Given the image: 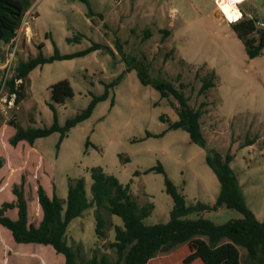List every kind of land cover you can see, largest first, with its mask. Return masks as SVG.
Wrapping results in <instances>:
<instances>
[{"label": "rangeland", "instance_id": "rangeland-1", "mask_svg": "<svg viewBox=\"0 0 264 264\" xmlns=\"http://www.w3.org/2000/svg\"><path fill=\"white\" fill-rule=\"evenodd\" d=\"M237 1H243L238 4L240 11L233 8L227 19L236 21L241 15L254 18L258 28L264 30V0ZM30 2L22 20L30 30V38L22 45L18 62L36 56L39 44L46 57L53 54L54 47L59 54H76L93 45L99 48L83 56L53 62L40 73L32 74L30 84L28 80L24 83V100L14 104L7 115L0 112L3 135L11 122L25 129L49 127L53 123V112L48 107L50 83L67 80L72 88L73 97L64 105L55 106L57 123L63 126L66 120L86 109L92 97L103 94L105 85L119 78L109 87L108 98L97 103L90 117L68 132L60 153L56 148L58 133L41 138L36 144L51 163L39 179L48 196L54 184L56 196L66 199L69 185L83 180L90 200V170L100 168L121 185L128 184L139 206L152 204L150 215L144 219L146 225L163 224L169 220L173 207L171 197L164 191V175L155 171L144 173L160 165L187 207L198 203L205 207L185 218H203L215 225L240 219L234 209L214 208L220 187L205 162V149L192 143L186 131L169 130L167 123L159 119L163 116L174 122L181 113L191 116L198 113L197 122L207 147L221 155L233 156L231 168L245 204L254 214L261 209L258 220L264 221V47L259 56L249 59L243 43L230 27L231 21L220 16L215 0ZM132 59L144 68L145 78L166 83L175 95L168 88L143 86L136 70H127L126 61ZM209 79L213 86L202 91V85ZM259 137L256 149L247 153L243 149L245 141L255 143ZM21 151L11 153L9 149L0 159L3 163L16 161ZM19 161L26 167L16 169L21 175L19 182L11 183L8 191L12 194L13 186L25 177L29 222L37 225L41 210L36 204L38 184L34 183L38 181L36 177L29 178L35 172L29 170L27 159ZM135 172L139 174L135 176ZM8 200L4 202H11ZM102 215L106 223L101 237L94 231V208L68 224L67 244L77 250L80 262L91 257L116 260L109 244L114 239L113 227L122 226V222L106 211ZM192 253L191 246L184 243L169 252L158 253L147 264H203L200 259L187 262ZM239 253L244 255L241 248ZM58 260L59 254L49 246H10L1 264H59Z\"/></svg>", "mask_w": 264, "mask_h": 264}, {"label": "trees", "instance_id": "trees-1", "mask_svg": "<svg viewBox=\"0 0 264 264\" xmlns=\"http://www.w3.org/2000/svg\"><path fill=\"white\" fill-rule=\"evenodd\" d=\"M30 7V0H0V55L3 53L2 48L8 45L15 36ZM237 20L230 19V27L243 43L247 57L254 59L260 55L264 47V30L258 28L257 20L254 18L242 16ZM254 34L258 36L255 37ZM98 48V45H93L87 51L76 54H59L54 47L53 54L46 57L42 54V45L39 44L36 56L17 62L13 75L8 81V92L14 95V104L18 105L24 100V83L27 82V76L33 69L55 61L83 56ZM135 62L134 59L126 61L127 70L135 69L137 78L143 86L150 85L157 90L168 88L175 95L166 83L145 78L142 72L144 68ZM117 80L105 85L103 94L92 97L86 109L66 120L63 126L57 123L55 106H62L73 97L72 88L67 80H60L50 85L51 102L48 107L53 112V123L49 127L25 129L18 123L11 122L15 132L9 138L8 143L13 147L20 141H26L32 145L37 139L58 133L59 138L56 144L58 149L68 132L88 119L97 103L108 98L109 87L115 85ZM212 86V81L209 79L204 82L201 90L206 91ZM110 105L113 106V99ZM198 117V113L195 116H191L190 113L186 115L181 113L179 119L174 122L163 116L159 119L167 123L169 130L186 131L192 143L205 149V162L215 174L220 187L214 208L234 209L241 215L240 219L229 221L224 225H215L203 218H185L195 210L202 211L205 207L199 203L195 207H187L184 197L166 177L162 167L158 165L144 173L155 171L164 175V191L173 201L169 220L166 223L146 225L144 219L150 215L152 204L139 206L131 196L128 184L121 185L116 178L105 174L100 168H92L90 170L92 181L90 200L86 197L83 180H77L73 185H69L65 200L59 199L55 194L48 197L43 187L40 184L37 185V202L42 217L36 226L28 222L27 203L24 197L25 177L22 176L20 183L12 188L15 200L4 202L0 206V226L11 233L13 241L17 244L50 246L56 254L63 255V264H147L158 253L169 252L184 243H188L193 249L187 262L200 259L203 264H242L243 260L244 264H264V221H259L245 204L238 180L231 168L233 156L230 153L221 155L207 147V142L197 122ZM253 143V140H247L244 147ZM2 165L3 161L0 159V168ZM138 174L139 172L134 173L135 176ZM90 208H94L96 221L94 231L99 237L104 235L103 228L106 223L102 211L120 218L122 222V226L113 227L114 239L109 244L116 254V260L113 262H109L105 257H91L87 261L80 262L77 250H73L67 244L68 224ZM11 209L17 211L15 220L6 215V212ZM239 248L244 251L243 256L239 253Z\"/></svg>", "mask_w": 264, "mask_h": 264}, {"label": "crops", "instance_id": "crops-1", "mask_svg": "<svg viewBox=\"0 0 264 264\" xmlns=\"http://www.w3.org/2000/svg\"><path fill=\"white\" fill-rule=\"evenodd\" d=\"M55 62H60V61H55ZM46 65H49V64L38 66L28 74L27 79L29 81V84H30V80H31L30 76L34 73H37V71L40 73ZM52 84L53 83H50L48 85V87ZM4 131H8L6 135H3L1 133V130H0V157L3 158V156L5 155V152L8 153L9 149H10L11 153H14V151L18 150V149H21L22 151L18 155V159H16V161H14V160H9V161L7 160L6 161L5 160L2 167L0 168V206H1L2 202L6 201L8 199H9L8 201H11V202H13L15 200L14 195L11 194L10 191H8V190L11 186V183H18L19 182V178L21 175H18L19 172H16V169L21 168V167L22 168L26 167V166L23 167L21 165L23 163V161L21 163L19 161L20 159L22 160L25 157L27 159V165H29V167H30L29 170L35 172V175L34 174L29 175V178L31 180H33L34 177L37 178L38 183H34V184H40L39 179L41 178V176H44L46 174L45 172L48 169V166L50 167V164H51L46 160V157L43 155V152L38 150L36 147V144L38 143V141L40 139L35 140L32 145H29L26 141H20L16 145V147L11 148L9 146L8 140L14 134L15 129L13 128V126H10V129L7 128L6 130H3V132ZM64 140H65V138L63 139V141L60 144V147L58 150L59 153H60V149L63 146ZM259 140H260V137L258 139H256L255 143H253L250 146H246L243 149H245L247 151V153L250 154V150L254 151V149H256L255 146ZM260 152H261V150H260ZM20 156H21V158H20ZM57 158H58V154L56 155V160H57ZM51 182L53 184V180ZM51 188H52V194L50 196L47 195L48 197H52L53 194H55L54 184L51 185ZM36 189H37V187H36ZM44 191H45V193L47 192L46 190H44ZM24 197H25V192H24ZM59 199H61V198H59ZM25 200H26V198H25ZM61 200H65V199H61ZM36 201H37V195H36ZM26 203H27V200H26ZM36 204L39 206L38 202ZM39 208H40V206H39ZM260 213L262 214L261 209L259 211H256V214H254L257 219H259L258 214H260ZM27 214L29 215L28 206H27ZM6 215L7 216L9 215L13 220H15L17 218V211H16V209H11V210L6 212ZM41 217H42V213H41ZM40 220H39V222H40ZM28 222H29V217H28ZM33 225H35V224H33ZM34 245H36V244H17V243H15L13 241L11 233L7 229L0 226V264H1V261L3 260V255L5 254V251L7 252L8 247L11 246V247H18V248H29V247H33ZM16 256H17V258H20L19 255H16ZM58 261H59V264L64 263L63 255L59 254V260Z\"/></svg>", "mask_w": 264, "mask_h": 264}, {"label": "built area", "instance_id": "built-area-1", "mask_svg": "<svg viewBox=\"0 0 264 264\" xmlns=\"http://www.w3.org/2000/svg\"><path fill=\"white\" fill-rule=\"evenodd\" d=\"M218 1L219 0H215V5L218 9V12L221 14L220 16L230 22L227 19L224 11L221 9V7H219ZM242 2L233 3V1L231 0L228 2V5L234 4L240 11V9L238 8V4ZM29 38L30 30L29 28L24 27L23 22H21V25L18 28L15 36L9 42V44L6 45L2 55H0V112L4 115H7V113L12 109V107H14V95L9 94L8 92V81L13 75L14 69L18 62V53H21L23 49L22 45H24V43H27V40Z\"/></svg>", "mask_w": 264, "mask_h": 264}, {"label": "bare ground", "instance_id": "bare-ground-1", "mask_svg": "<svg viewBox=\"0 0 264 264\" xmlns=\"http://www.w3.org/2000/svg\"><path fill=\"white\" fill-rule=\"evenodd\" d=\"M231 1V0H219L218 3H219V7H221V9L224 11V8L226 7L228 9V11H224V13L226 15L228 14H231L232 11H233V8H235L236 6L234 4L232 5H228V2ZM233 3H236L238 2L237 0H232Z\"/></svg>", "mask_w": 264, "mask_h": 264}, {"label": "snow or ice", "instance_id": "snow-or-ice-1", "mask_svg": "<svg viewBox=\"0 0 264 264\" xmlns=\"http://www.w3.org/2000/svg\"><path fill=\"white\" fill-rule=\"evenodd\" d=\"M224 11H226V12H227V11H228V9L225 7V8H224Z\"/></svg>", "mask_w": 264, "mask_h": 264}, {"label": "water", "instance_id": "water-1", "mask_svg": "<svg viewBox=\"0 0 264 264\" xmlns=\"http://www.w3.org/2000/svg\"><path fill=\"white\" fill-rule=\"evenodd\" d=\"M220 14V13H219ZM221 15V14H220Z\"/></svg>", "mask_w": 264, "mask_h": 264}]
</instances>
